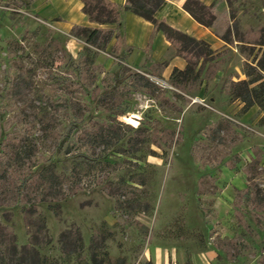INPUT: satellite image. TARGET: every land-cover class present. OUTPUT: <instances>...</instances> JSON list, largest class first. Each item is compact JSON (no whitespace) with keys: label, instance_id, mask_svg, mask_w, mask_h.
Returning a JSON list of instances; mask_svg holds the SVG:
<instances>
[{"label":"rangeland","instance_id":"1","mask_svg":"<svg viewBox=\"0 0 264 264\" xmlns=\"http://www.w3.org/2000/svg\"><path fill=\"white\" fill-rule=\"evenodd\" d=\"M20 1L0 0L1 246L49 264H264V110L228 90L264 49V0H227L228 46L180 82Z\"/></svg>","mask_w":264,"mask_h":264},{"label":"trees","instance_id":"2","mask_svg":"<svg viewBox=\"0 0 264 264\" xmlns=\"http://www.w3.org/2000/svg\"><path fill=\"white\" fill-rule=\"evenodd\" d=\"M83 3L82 12L88 17L90 22H95L104 27H87L75 25L70 29L71 34L77 38H84L85 42L95 49H105L113 37L119 39V24L122 10H129L133 14L142 17L153 24V32L161 31L165 38L172 43L176 49V54L186 59V66L181 69H173L171 78L175 82L186 79H196L199 76V69L196 68L200 61L208 62L214 58V51L202 40H197L189 35L173 29L166 22L158 20L154 15L156 10L163 4V0H125L121 7L108 0H80ZM23 4V1H20ZM184 9L191 14L201 25L208 27L215 19L214 13L209 6L204 5L199 0H187ZM227 32L222 36L227 41ZM150 38V39H151ZM260 49L264 46V38L258 43ZM245 79L237 82L229 80L228 90L233 99L241 101L242 111H247L254 105L264 110V49L259 58L255 57L252 63L246 62L243 66ZM118 138L116 142L120 141ZM18 153H25L26 143L19 140ZM80 246V235L76 236ZM75 250V249H72ZM72 250L70 252H72ZM93 264H103L92 257ZM0 264H49L45 258H41L37 249L22 246L18 248L16 244H0Z\"/></svg>","mask_w":264,"mask_h":264},{"label":"crops","instance_id":"3","mask_svg":"<svg viewBox=\"0 0 264 264\" xmlns=\"http://www.w3.org/2000/svg\"><path fill=\"white\" fill-rule=\"evenodd\" d=\"M108 1L121 7L125 4V0ZM186 1L163 0V4L154 15L173 29L206 42L214 53L227 47L228 44L222 39L229 24L227 0H199L209 6L215 15L214 21L208 27L201 25L184 9ZM33 6L34 11L41 17L61 22L69 32L75 25L91 28L104 27L89 21L82 12L83 3L80 0H34ZM120 16L119 39L117 41L113 37L108 43L107 49L112 48L124 53L125 63L128 67L167 79L171 76L173 69L181 70L186 66L185 57L176 54L175 47L161 31L155 32L151 38L154 30L152 23L125 9L122 10ZM70 44L71 42H69ZM202 62L200 61L198 64L200 65Z\"/></svg>","mask_w":264,"mask_h":264}]
</instances>
